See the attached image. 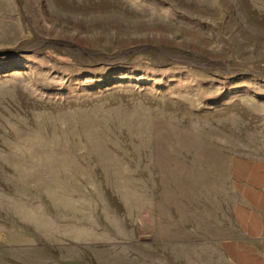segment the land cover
Listing matches in <instances>:
<instances>
[{"label": "rangeland", "instance_id": "1", "mask_svg": "<svg viewBox=\"0 0 264 264\" xmlns=\"http://www.w3.org/2000/svg\"><path fill=\"white\" fill-rule=\"evenodd\" d=\"M264 158V0H0V264H157Z\"/></svg>", "mask_w": 264, "mask_h": 264}, {"label": "crops", "instance_id": "2", "mask_svg": "<svg viewBox=\"0 0 264 264\" xmlns=\"http://www.w3.org/2000/svg\"><path fill=\"white\" fill-rule=\"evenodd\" d=\"M230 168L225 217L200 232L157 239V264H264V158L236 154Z\"/></svg>", "mask_w": 264, "mask_h": 264}]
</instances>
